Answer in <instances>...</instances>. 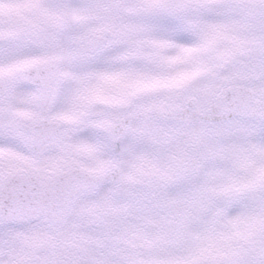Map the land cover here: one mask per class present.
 <instances>
[{"label":"snow or ice","instance_id":"snow-or-ice-1","mask_svg":"<svg viewBox=\"0 0 264 264\" xmlns=\"http://www.w3.org/2000/svg\"><path fill=\"white\" fill-rule=\"evenodd\" d=\"M0 264H264V0H0Z\"/></svg>","mask_w":264,"mask_h":264}]
</instances>
